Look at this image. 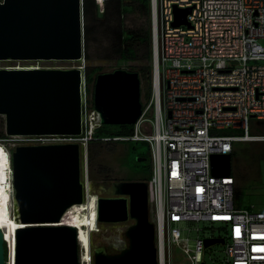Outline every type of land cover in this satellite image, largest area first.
I'll return each instance as SVG.
<instances>
[{
	"label": "built area",
	"instance_id": "built-area-1",
	"mask_svg": "<svg viewBox=\"0 0 264 264\" xmlns=\"http://www.w3.org/2000/svg\"><path fill=\"white\" fill-rule=\"evenodd\" d=\"M106 1L96 0L99 12ZM176 7H192L189 23L175 24ZM151 17L153 71L151 88L143 91L142 115L133 134L103 139L150 143V218L156 226L158 263L175 264L180 247L189 264H210L206 240L217 236L198 238L192 249L174 224L195 221L226 233L218 236L225 238V264H264V210L238 206L235 174L216 176L211 163L213 153H232L236 142L264 141V133L252 132L251 122L264 120V0H151ZM88 98L86 83L82 135L6 134L0 142L11 154L18 144L54 141L79 140L88 148L103 124L93 123L98 111ZM225 129L243 133H222ZM123 223L121 237L101 242L109 250L127 246L131 221ZM91 251L84 257L80 240L81 264H94Z\"/></svg>",
	"mask_w": 264,
	"mask_h": 264
},
{
	"label": "water",
	"instance_id": "water-1",
	"mask_svg": "<svg viewBox=\"0 0 264 264\" xmlns=\"http://www.w3.org/2000/svg\"><path fill=\"white\" fill-rule=\"evenodd\" d=\"M83 3L0 0V60L78 62L70 67L0 66V116L6 134L84 133ZM191 10L176 7L175 24L189 23ZM93 105L103 124H135L143 111L140 73L123 67L100 72ZM88 158V148L79 140L16 145L12 184L22 225L16 229L15 264H81L79 229L61 222L72 205L85 200ZM211 163L214 175L232 174L231 152L213 153ZM113 186L114 194L99 195L98 221H131L125 232L128 244L119 251L97 244L94 264H159L149 180H114ZM216 243L224 244L225 238L206 240L207 246ZM8 250L10 242L0 226V264H6Z\"/></svg>",
	"mask_w": 264,
	"mask_h": 264
},
{
	"label": "rangeland",
	"instance_id": "rangeland-1",
	"mask_svg": "<svg viewBox=\"0 0 264 264\" xmlns=\"http://www.w3.org/2000/svg\"><path fill=\"white\" fill-rule=\"evenodd\" d=\"M123 18L126 28L140 29L146 25L148 16L137 4L135 9L128 12L124 16H115L110 20L109 26L96 27L95 36L96 39L92 41V56L94 57L92 63L95 65H101L104 71H113L116 68H127L137 70L138 67L146 62L140 61H118L117 59H106L108 55L107 48L109 47L108 35L110 29L118 28L121 26L120 20ZM103 29L109 30L105 32ZM264 44V39L262 40ZM30 64L39 65L40 63L44 67H70L77 65L78 62L74 61H14V60H0V66ZM141 75V74H140ZM142 90H147L149 84V78L145 74L141 75ZM92 92H88L89 98L93 97L95 82L91 85ZM2 117V116H0ZM254 126L260 123V120L254 118L251 120ZM109 129L117 131V124H109ZM243 133V130L225 129L222 133ZM253 132V131H252ZM136 151L132 155H127V148L123 143H114L113 148H108L103 151V154L98 158L97 168L104 166L106 172L99 174L98 169L95 170V177H91L89 158L87 179L90 181L92 191L98 195H112L114 194V180H129L133 177L143 176L147 173L149 165H151V157L145 159H139V153H147L150 150V143L144 141H134ZM235 153L232 156L233 171L237 178L236 187L239 186L242 189L241 205L240 207H248L256 210H264V141L250 140L239 141L235 143ZM89 154V152H88ZM141 172H137L140 171ZM95 186V187H94ZM15 207V201L12 200ZM100 231L93 232L92 236L96 244L101 242H107L111 237H121V231L126 228V223H106L99 222ZM176 226L182 228V234L184 238H188L190 248L195 249L197 239L200 237L209 236H226L224 231L219 228L210 227V223L207 222H195V221H179L174 223ZM221 224H217L220 226ZM198 227L200 229H198ZM110 240V239H109ZM125 238L122 237L121 243L125 245ZM175 264H189L188 254L180 247L175 250ZM225 245L223 243H216L209 246L205 251V258L210 264H225L224 258Z\"/></svg>",
	"mask_w": 264,
	"mask_h": 264
},
{
	"label": "trees",
	"instance_id": "trees-1",
	"mask_svg": "<svg viewBox=\"0 0 264 264\" xmlns=\"http://www.w3.org/2000/svg\"><path fill=\"white\" fill-rule=\"evenodd\" d=\"M84 1V15H85V71H86V83L87 92H92L91 85L96 82L97 75L100 70L103 69L101 65H95L92 63L94 57L92 56V41L96 39L95 32L96 27H104L110 25V20L115 16L122 17L138 4L139 7L147 14L148 21L143 28L133 29L126 28L124 25L123 18L120 20L121 26L116 29L113 27L110 29H103L108 32L109 47L107 48L108 55L106 59H117L118 61H140L143 63L142 66L138 67V71L141 75L142 73L149 78V84L147 90L151 88V79L153 71V35H152V17H151V0H107L105 3V9L103 15L100 16L98 10V4L96 0H83ZM134 70V69H130ZM140 75V76H141ZM142 90V95H143ZM89 94V93H88ZM89 97V96H88ZM89 103H93V97L88 98ZM109 124H102L99 126L94 133V137L90 139L88 144L89 152V166L91 177H95V170L98 169L99 174H104L106 172L104 166L97 168L98 158L103 154L108 148H113L114 143H123L127 148V155H132L136 151V146L132 140H121V139H103L104 137H115V136H129L134 132V124H117L118 130L112 131L109 129ZM253 127V124H252ZM254 133H264V120H260L253 128ZM4 118L0 117V138L6 137ZM149 143L148 141H144ZM235 149L232 152V156L235 153ZM151 157V148L147 153H139V159L146 157ZM142 160V159H140ZM137 172H141L137 171ZM234 173V171H233ZM152 175V162L148 167V171L143 176H135L132 179H146L149 180ZM242 189L237 186L235 192L236 203L238 206L241 205ZM15 206L18 208L17 202Z\"/></svg>",
	"mask_w": 264,
	"mask_h": 264
},
{
	"label": "bare ground",
	"instance_id": "bare-ground-1",
	"mask_svg": "<svg viewBox=\"0 0 264 264\" xmlns=\"http://www.w3.org/2000/svg\"><path fill=\"white\" fill-rule=\"evenodd\" d=\"M76 63V61L74 62ZM9 67H35L36 65L23 64L8 65ZM93 123L101 122L99 112L94 113ZM86 125V118L84 126ZM86 130V129H85ZM85 132V131H84ZM86 183L85 200L72 205L64 214V224L75 225L79 229L83 255L89 258L91 250L97 245L93 239V232L100 231L98 221V198L99 195L92 191L90 181L85 177ZM95 187V186H94ZM15 189L12 184V159L11 152L0 142V226L5 230L10 242V264L16 260V229L22 225L19 219L18 208L13 206Z\"/></svg>",
	"mask_w": 264,
	"mask_h": 264
}]
</instances>
